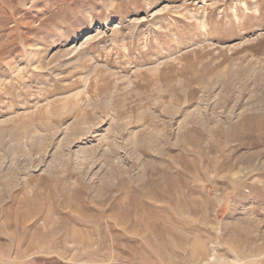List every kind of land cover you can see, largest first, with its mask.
<instances>
[{"label":"rangeland","instance_id":"1","mask_svg":"<svg viewBox=\"0 0 264 264\" xmlns=\"http://www.w3.org/2000/svg\"><path fill=\"white\" fill-rule=\"evenodd\" d=\"M0 264H264V0H0Z\"/></svg>","mask_w":264,"mask_h":264},{"label":"bare ground","instance_id":"2","mask_svg":"<svg viewBox=\"0 0 264 264\" xmlns=\"http://www.w3.org/2000/svg\"><path fill=\"white\" fill-rule=\"evenodd\" d=\"M69 235V234H68Z\"/></svg>","mask_w":264,"mask_h":264}]
</instances>
